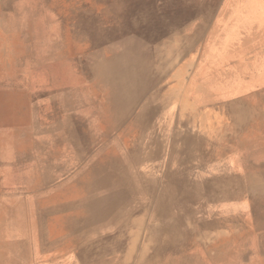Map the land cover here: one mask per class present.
I'll return each mask as SVG.
<instances>
[{
    "label": "rangeland",
    "instance_id": "obj_1",
    "mask_svg": "<svg viewBox=\"0 0 264 264\" xmlns=\"http://www.w3.org/2000/svg\"><path fill=\"white\" fill-rule=\"evenodd\" d=\"M224 1L214 7L204 40L193 45L198 34L196 28L186 33L187 39L182 45H188L189 50L182 52V57H178L175 48L179 36L166 35L168 20L163 17L162 20L161 16L145 21L142 28L133 26V22L129 27L126 22H120L119 32L106 48H88L91 41L87 39L69 50L66 48L69 36L80 32L75 28L78 21L61 10L64 7L55 0H7V10L0 5V264H31L34 258L31 249L39 245L26 240L23 212L17 208L16 201L7 197L26 195L22 190L32 185L28 177L32 171L41 172L42 180L47 179L48 170L43 161L48 151L58 154L57 167L49 169L54 177L58 176L53 179L55 185L68 181L80 165L70 145L50 142L51 138L66 132L70 126L67 118L73 120L84 136L87 133L94 138L84 144L89 155L84 160V168L96 163V155L105 141L114 143L125 138L122 129L111 128L117 119L118 107L109 114L106 100L93 90L97 82L95 64L102 61L107 65L109 61L123 68L133 65L135 60H152L154 50H160L165 44L164 53L170 54H166L167 59L174 58L170 78L142 102L150 100L159 104V111L160 107L163 110L167 106L165 111L173 110L174 123L181 121L184 125L189 121V126H181L176 134L173 131L177 144L172 146L170 142L163 157L152 162L142 159L140 164L163 167L165 175L160 177L161 181L167 179V173L181 181H212L219 189L215 198L191 193L180 195L185 199L181 203L204 204L199 210L191 205L192 217L206 216L209 211L214 214L208 220H223L211 229L196 228L194 241L180 243L179 252L168 258L177 256V264H264V0H233L228 4ZM160 4L158 11L162 15L180 7L201 6L196 0ZM99 5L105 7V2L100 0ZM98 21V27L111 26L109 19L101 17ZM85 22L89 24L86 19L79 24L88 28L90 24ZM11 26L21 30L11 31ZM156 28L159 29L158 47L149 40ZM95 34L99 39L105 38L102 31ZM58 43L65 49L58 48ZM212 77L216 84H206ZM203 88L212 92L214 102L201 103ZM123 89L121 82L116 84L118 105L122 100L128 101ZM173 91L177 92L175 96ZM161 99L165 103L162 106ZM160 112L161 117L164 112ZM117 148L114 153L124 151ZM166 187L174 186L167 183ZM193 188L190 185L188 190ZM208 201H211L209 206ZM183 251L189 254H182Z\"/></svg>",
    "mask_w": 264,
    "mask_h": 264
},
{
    "label": "bare ground",
    "instance_id": "obj_2",
    "mask_svg": "<svg viewBox=\"0 0 264 264\" xmlns=\"http://www.w3.org/2000/svg\"><path fill=\"white\" fill-rule=\"evenodd\" d=\"M55 1L64 7L61 10H65L69 16H73L74 21H78L75 28L80 32L79 35L74 33L69 36L66 44V48L69 50L76 49L78 42L87 39L91 41L88 48H106L107 43L113 40V37L115 38L119 32L120 22H126L128 27L133 22L135 24L133 26L142 28L141 26L145 21L150 18L156 20L161 16V19L163 17L168 20V26H165L166 35L169 38L175 34L179 36L175 44L178 57H182V52L186 53L189 50L188 45L185 46L184 44L185 47H183L182 44L187 39L186 33L192 28H196L198 32L194 39L192 38L194 40L192 44L195 45L200 40H204L205 31L208 30L210 19L215 13L214 7L223 2V0H196L201 4L200 8L184 9L180 7L179 10L176 9L177 11L164 12L162 15L158 11V4L164 1L191 3L192 0H101L105 2V7L99 5L100 0ZM232 1L225 0L224 2L228 4ZM0 5L4 10H7V0H0ZM73 5L77 8L73 9ZM101 17L109 19L111 26L98 27V20ZM85 19L89 21L90 26L88 28L84 27L86 25L80 26L79 24H82ZM10 30L18 32L21 28L11 26ZM99 31L105 34L103 40L96 37L95 32ZM153 33V39L149 38V40L151 39L154 44L156 43L155 47H158L159 29L156 28ZM57 46L61 49L64 48L59 43ZM166 47L167 44L160 50H154L155 56L152 57V60H135L133 65L127 66L125 64L126 66L123 68L121 66L115 67L114 63L109 61L107 65H104L102 61L95 64L96 73L94 76L97 82L94 84L93 90L106 100L109 114L118 107L117 119L111 128L122 129L125 138L114 143L105 141L104 147L99 149L100 151L96 155V163H93L88 169L84 168V160L89 157L85 153L84 144L90 139L94 141V138L87 133L84 136L83 132L76 125H73V120L67 118L66 121L69 122L70 126H67L64 134L59 135L56 139L51 138V142L58 146L64 145V143L69 144L74 149L76 158L80 163L78 167L76 166L77 170L72 172L68 181L58 185L53 184V179L57 175L54 177V173H49V169L53 170L57 167L55 163L58 154H52L48 151L45 155L46 160L43 161L48 170L45 173L47 179L42 180L41 172L32 171L28 176L32 185L22 190L26 195L17 198L7 197L9 200L16 201L17 208L23 212L26 240L39 244L35 246L37 249H31L30 253L34 257L31 264H177V256L175 258L168 257L179 252L180 243L194 241L196 228L211 229L223 222L221 219L208 220L207 217L214 214L209 211L206 216L192 217L189 214V210L192 209L191 205L195 210H199V207L204 204L181 203L185 199L182 200L180 195L191 193H195L197 196L204 194L205 198H215L219 189L212 181L203 183L187 179L181 181L175 179L174 174L172 176L168 173L166 174L167 179L161 181L160 177L165 175L163 167L140 164L142 159L152 162L163 157L165 147L170 145V142H172V146L177 144L178 139H173V131L175 130L174 134H176L181 126L186 128L189 126V121H186L184 125H181V121L174 123L176 120L173 117V110L165 111L167 106H163V110L160 107V111L164 112L160 117L161 112L157 108L159 104L150 103V100L144 104L142 102L144 99L150 98L165 79L170 78L174 58L167 59L166 54H170L164 53ZM202 59L204 60V58ZM255 60H258V57ZM178 73L180 72L178 71ZM119 82L124 87L123 92L128 101L122 100L118 105L115 101V86ZM205 83L208 85L216 84V79L212 77L210 81ZM165 89L163 88V91ZM176 93L173 91L174 96ZM200 94L201 103L214 102V97L209 89L203 88ZM170 97L167 99H171ZM162 104H165L164 101L161 106ZM167 105L169 106V103ZM135 111L138 112L136 116L132 117ZM63 123L64 121L61 126ZM114 148L124 151L114 153ZM145 152L147 155L143 158ZM167 183L174 187H166ZM190 185L194 186L192 191L188 190ZM210 203L211 201H208L207 206ZM245 223L247 222L245 221ZM44 237L52 238L45 240ZM182 254L188 255L189 251H183ZM165 256L167 259L164 258Z\"/></svg>",
    "mask_w": 264,
    "mask_h": 264
},
{
    "label": "crops",
    "instance_id": "obj_3",
    "mask_svg": "<svg viewBox=\"0 0 264 264\" xmlns=\"http://www.w3.org/2000/svg\"><path fill=\"white\" fill-rule=\"evenodd\" d=\"M62 134H64V133H62ZM50 142H51V139H50ZM51 143H52V142H51ZM64 145L66 146V145H69V144H65V143H64Z\"/></svg>",
    "mask_w": 264,
    "mask_h": 264
}]
</instances>
